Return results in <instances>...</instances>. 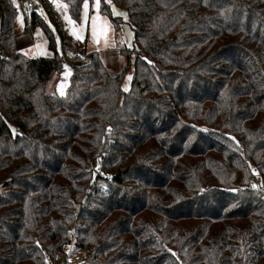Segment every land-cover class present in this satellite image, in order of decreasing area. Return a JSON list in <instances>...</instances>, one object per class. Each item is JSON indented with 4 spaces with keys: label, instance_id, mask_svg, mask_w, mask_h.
<instances>
[{
    "label": "trees",
    "instance_id": "obj_1",
    "mask_svg": "<svg viewBox=\"0 0 264 264\" xmlns=\"http://www.w3.org/2000/svg\"><path fill=\"white\" fill-rule=\"evenodd\" d=\"M65 1L79 21L84 0ZM116 2L138 45L130 90L129 65L93 51L58 95L75 51L60 13L25 16L52 52L29 57L0 0V264H57L73 240L58 264H264V0Z\"/></svg>",
    "mask_w": 264,
    "mask_h": 264
},
{
    "label": "rangeland",
    "instance_id": "obj_2",
    "mask_svg": "<svg viewBox=\"0 0 264 264\" xmlns=\"http://www.w3.org/2000/svg\"><path fill=\"white\" fill-rule=\"evenodd\" d=\"M102 1L108 4L109 12L101 10ZM14 2L18 10L15 22L18 49L29 57L51 55L52 52L48 48L46 36L40 26H37L32 34L24 32L26 25L25 16L30 15L32 12H36L45 22L52 26L44 7L38 3L33 5L21 0H14ZM51 2L60 13L66 34L75 47V51H68V57L72 59L76 52L89 54L96 51L112 73H119L129 65L128 69L124 71L122 83L124 91H129L133 81L134 64L137 56L135 50L138 45L135 41L134 31L128 21V11L120 6L116 0H99L98 5L97 0H87V8L84 6V0L80 19L75 21L65 0H51ZM113 18L117 19L118 26L115 25ZM55 39L57 50L61 53V39L56 32ZM121 47L130 48L131 55L128 57L122 54ZM72 70L71 62L66 59L61 72L48 81L46 92L48 94L65 95L71 83ZM157 237V234L152 235V238L157 239ZM74 246V240L70 245L65 244L64 252H62L63 259L56 260V263L76 259L75 257L80 252L78 254L77 251L73 253ZM157 250H163L161 243L158 244Z\"/></svg>",
    "mask_w": 264,
    "mask_h": 264
},
{
    "label": "built area",
    "instance_id": "obj_3",
    "mask_svg": "<svg viewBox=\"0 0 264 264\" xmlns=\"http://www.w3.org/2000/svg\"><path fill=\"white\" fill-rule=\"evenodd\" d=\"M21 1L25 2V3H28V4H33V5L38 3L41 6H42V3H43V0H21ZM67 59L70 62H74V63H77V64H87V63L92 61V56H91L90 53L87 54L86 52H84V53L76 52L72 59H70V58H67ZM97 175L102 176L100 173H97ZM109 179L111 180L112 177H109ZM101 189H102V191L109 190L108 184L107 183H102ZM64 249H65V245H63L62 248L56 252V260L59 261V260L63 259L62 258V252H64ZM46 261H47L48 264H51V261H52L51 256H47L46 257Z\"/></svg>",
    "mask_w": 264,
    "mask_h": 264
},
{
    "label": "snow or ice",
    "instance_id": "obj_4",
    "mask_svg": "<svg viewBox=\"0 0 264 264\" xmlns=\"http://www.w3.org/2000/svg\"><path fill=\"white\" fill-rule=\"evenodd\" d=\"M98 3H99V0H97V5H98ZM85 8H87V0H85Z\"/></svg>",
    "mask_w": 264,
    "mask_h": 264
},
{
    "label": "water",
    "instance_id": "obj_5",
    "mask_svg": "<svg viewBox=\"0 0 264 264\" xmlns=\"http://www.w3.org/2000/svg\"><path fill=\"white\" fill-rule=\"evenodd\" d=\"M125 169H126V168H125ZM125 169H124V170H125ZM238 182H240V178L238 179Z\"/></svg>",
    "mask_w": 264,
    "mask_h": 264
}]
</instances>
